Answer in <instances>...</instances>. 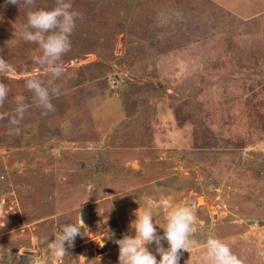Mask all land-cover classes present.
<instances>
[{"label": "rangeland", "instance_id": "1", "mask_svg": "<svg viewBox=\"0 0 264 264\" xmlns=\"http://www.w3.org/2000/svg\"><path fill=\"white\" fill-rule=\"evenodd\" d=\"M3 1L0 55L10 70L0 72L9 89L0 113L11 115L18 95L31 107L15 134L0 120V264H119L115 240L134 235L136 211L161 198L197 216L198 246L179 264H205L209 234L243 264H264V0H149L153 19L135 12L130 33L105 36L98 54H64L54 81L22 32L29 11L55 0ZM96 1L71 0L81 15L70 41L82 48L90 42L75 29ZM129 39L135 62L118 69ZM33 75L59 89L54 111L33 103ZM193 87L205 93L183 94ZM79 215L83 235L53 257L57 228ZM154 222L163 235V209Z\"/></svg>", "mask_w": 264, "mask_h": 264}, {"label": "clouds", "instance_id": "2", "mask_svg": "<svg viewBox=\"0 0 264 264\" xmlns=\"http://www.w3.org/2000/svg\"><path fill=\"white\" fill-rule=\"evenodd\" d=\"M8 3L18 7H31L35 0H7ZM78 11L72 9L71 0H55V6L51 9H37L28 12L27 23L22 32V38L39 46L42 55L33 54L34 63L46 66L52 80L59 78L64 72L62 56L71 48L70 35L76 26V20L80 17ZM10 70L3 55H0V72ZM26 87L33 95V103L44 110L54 111L53 99L60 94L52 82L48 84L38 76L33 75L26 79ZM9 89L0 81V107L7 99ZM16 107L11 115L0 113V120L9 119L10 134L17 132V127L24 119L25 113L31 107L25 103L23 95L16 96ZM166 212V224L159 226L163 229V235L157 233V224L154 216L158 210ZM197 216L195 209L189 205H176L167 198H161L157 204L148 202L141 210L136 211V219L131 222L135 230L134 235L125 234L115 240L119 246V264H179L183 251L189 252L198 243L192 239L197 231ZM2 227V226H0ZM81 228H86L82 217L79 215L77 223H64L54 233L55 239L49 241L50 251L53 257L60 258L67 254V248L71 247L75 238L81 235ZM48 239V238H46ZM49 240V239H48ZM167 241V247L162 243ZM155 244V252L159 254L157 259L150 249V244ZM103 246V245H102ZM203 259L205 264H243V261L232 252L229 244L213 234H209Z\"/></svg>", "mask_w": 264, "mask_h": 264}, {"label": "trees", "instance_id": "3", "mask_svg": "<svg viewBox=\"0 0 264 264\" xmlns=\"http://www.w3.org/2000/svg\"><path fill=\"white\" fill-rule=\"evenodd\" d=\"M6 1L7 0H4L3 2ZM152 2H154V0ZM148 3L149 0H97L96 5L92 6L93 11L89 14L91 18L85 19L83 26L79 29H75L77 30L75 32L78 33L79 37L88 39V41L90 42V47L82 48L79 43L76 44L74 42L75 40H72V50H69L66 53L67 59L75 58L77 56L80 57L82 54L86 53L98 54L100 48L103 49L104 47L103 41L105 36H109V34H113V32L120 33L125 31V34H129L130 30H127V28H129L130 26V20L136 18L135 12H138V14L145 15V18L148 20H150L151 18L153 19L154 9L148 6ZM134 9L136 11H134ZM141 19L144 20L143 17H141ZM105 21L107 22L105 23ZM103 24L107 25L104 26ZM203 38H206V36H203ZM194 40L195 39L192 38V34H190L187 38V42L190 43ZM92 44L94 45V47H91ZM127 45L128 48L125 50V53L122 55L121 58L118 59V69H127L133 62H135V55H132V58H130V39ZM91 64L92 62L80 64L78 66V69L82 70L80 72H85L84 68L90 67ZM160 86L162 93H164V86ZM185 91L186 92L183 94H186V96H189L190 94H203L201 92L205 93V91L202 90L199 92L195 91L194 87L191 89L188 88ZM33 95L34 94L32 93V96ZM176 97L178 96L176 95ZM261 106H263L264 108V104H261ZM263 108H260L259 110H262ZM126 120L127 118L125 119V121ZM126 132L127 131H125V133H121V140L123 138H130L129 134H127Z\"/></svg>", "mask_w": 264, "mask_h": 264}, {"label": "water", "instance_id": "4", "mask_svg": "<svg viewBox=\"0 0 264 264\" xmlns=\"http://www.w3.org/2000/svg\"><path fill=\"white\" fill-rule=\"evenodd\" d=\"M105 249H106L105 246H102L101 248H99V249L97 250V252H98V253L103 252Z\"/></svg>", "mask_w": 264, "mask_h": 264}, {"label": "crops", "instance_id": "5", "mask_svg": "<svg viewBox=\"0 0 264 264\" xmlns=\"http://www.w3.org/2000/svg\"><path fill=\"white\" fill-rule=\"evenodd\" d=\"M119 95H121V94H119ZM123 100V99H122ZM124 115V113H122V116ZM83 234H82V229H81V236H82ZM80 236V235H79ZM52 238V237H51Z\"/></svg>", "mask_w": 264, "mask_h": 264}]
</instances>
